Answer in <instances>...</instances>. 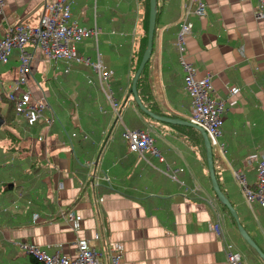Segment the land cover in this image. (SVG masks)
Instances as JSON below:
<instances>
[{"label":"crops","instance_id":"crops-1","mask_svg":"<svg viewBox=\"0 0 264 264\" xmlns=\"http://www.w3.org/2000/svg\"><path fill=\"white\" fill-rule=\"evenodd\" d=\"M0 1L1 35L16 23L36 26L43 6L54 0ZM148 6L149 0H70V21L98 28L96 50L113 71L108 83L120 121L91 66L48 60L29 45V72L18 86L16 50L0 64V84L7 90L0 94L28 91L50 117L49 124L39 119L27 126L15 114L8 129L23 138L21 152L7 150L10 141L0 131V264H32L18 242L73 256L80 238L89 240L102 264L112 254L120 255V264H226L222 239L212 229L217 221L244 264H264L236 234L211 189L202 138L185 135V125L151 119L131 97V54L147 31ZM254 6L255 0H205L204 15L197 17L188 0H155L146 75L156 115L187 120L190 99L175 47L187 7L191 29L182 59L195 78L210 75L212 95L224 102L221 148L211 147L217 184L264 254V208L246 204L234 176L254 187L256 160L264 153V18L253 17ZM75 48L95 62L93 39ZM123 126L147 131L163 161L130 152ZM252 153L256 158L248 160ZM58 211L62 217L55 216Z\"/></svg>","mask_w":264,"mask_h":264},{"label":"built area","instance_id":"built-area-1","mask_svg":"<svg viewBox=\"0 0 264 264\" xmlns=\"http://www.w3.org/2000/svg\"><path fill=\"white\" fill-rule=\"evenodd\" d=\"M191 4L193 5L191 13L197 17H202L205 10V0H188V5ZM184 9L178 23L175 47L183 71V89L190 99V110L187 121L203 129L210 147L220 149L221 144H219L218 138L221 135L224 102L222 99L212 95L213 89L210 75L205 74L200 78H195L193 66L182 59V54L185 50V37L191 29V22L187 20L189 11L187 7ZM252 14L255 19L264 18V0H255ZM97 34L98 28L94 24L91 27H83L70 21V0H54L43 6L36 26L16 23L8 26L0 35V64H5L11 51L16 50L18 66L13 82L15 85L20 86L26 81L33 57V51L28 50L27 46L32 45L33 47H37L48 60H72L83 65H88V58L77 54L75 46L82 40L91 38L95 41L96 60L90 63V66L97 77L99 88L105 100L109 103L115 118L120 121V106L114 100L108 83L113 75V71L106 68L100 61L99 53L96 50ZM65 71H67V68H65ZM87 81L90 82V80ZM6 98L14 103L15 114L21 115L27 126H32L39 119H42L45 124H49L50 117L42 115V111L45 108L44 102L32 100L28 91H22L18 94L11 91L7 93ZM71 136H74V134L72 133ZM121 137L126 141L127 149L130 152L136 153L140 159L146 160L144 154L148 153L158 161H163L159 150L154 145V138L147 131L128 129L123 126ZM255 158V153L247 157L248 160ZM168 176L171 179H175V176L171 173H168ZM234 176L246 204H257L264 208V153L256 160L255 184L253 188H248L245 185L242 175L234 173ZM59 186H61V183H59ZM62 214L61 211H58L55 213V216L62 217ZM69 216L70 214L66 215V217L70 218ZM36 218L37 215L32 214V221H35ZM212 229L222 239L221 245L226 264H244L241 254L234 248L233 244L222 237L218 221L212 225ZM93 238L95 240L97 235L94 234ZM17 246L21 251L33 256L38 264H102L98 259V253L89 243V240L84 238L75 241V254L73 256L60 252L47 254L38 246L30 243L18 242ZM120 260V255L112 254L109 256L108 264H120Z\"/></svg>","mask_w":264,"mask_h":264},{"label":"water","instance_id":"water-1","mask_svg":"<svg viewBox=\"0 0 264 264\" xmlns=\"http://www.w3.org/2000/svg\"><path fill=\"white\" fill-rule=\"evenodd\" d=\"M154 8H155V0H149L146 43H145L144 50L141 54L139 63L137 65V68L135 69V71L132 75L130 86H129V92L132 96V99H133L135 105L138 107V109L141 110L145 115H147L151 119L159 120V121H165V122L172 123V124L189 126V127L196 129L199 132V134L201 135L202 141H203L205 163H206V168H207V173H208V178L210 181L211 189H212L215 197L217 198V200L227 209V212L229 213L230 217L232 218L240 238L258 255V257L264 263V254L257 247V245L254 243V241L251 239V237L245 231V229L242 227V225L240 224V222L238 220V216L236 214L235 209L233 208L231 203L228 201V199L225 197V195L219 189V186L217 184V180H216V177L214 174V170H213L211 147H210V144L208 142V139H207L206 134L203 131V129L192 124V123H190L187 120L172 119V118L156 115V114L150 112L149 110H147L142 105V103L140 102V99L138 98V95L136 93L135 84H136L137 78H138L143 66L145 65L146 61L148 60V58L150 56L152 34H153V29H154V19H155V9Z\"/></svg>","mask_w":264,"mask_h":264},{"label":"trees","instance_id":"trees-1","mask_svg":"<svg viewBox=\"0 0 264 264\" xmlns=\"http://www.w3.org/2000/svg\"><path fill=\"white\" fill-rule=\"evenodd\" d=\"M145 43H146V28L144 29V32L141 38L139 39V41L135 43V46L133 47V50H132V54H131V60L133 61L132 75L135 69L137 68L141 54L145 47ZM146 65L147 64L145 63V65L143 66L137 78V81L135 84L136 93L138 95V98L140 99V102L145 108H147L149 111L155 114H159L158 112L154 110L155 105L151 99L150 84L148 82V78L146 75ZM0 99L4 103V107L2 109L0 108V123H1L0 131L3 133L5 139H8L10 141V147H7V150L21 152L23 147H20V146L18 147L17 145L19 141L23 140V138L13 135L8 129V126L10 125L11 121L15 117L14 103L12 101H9L2 93L0 94ZM182 128L186 132L185 135H188V136L192 135L194 137H198L199 139H201V135L194 128H190V127L187 128L185 126ZM203 155H204V152H203ZM221 207L224 211H226L231 222L234 223L229 213L227 212V209L222 204H221ZM29 256L31 255L29 254ZM31 262L32 264H38L37 260L33 256H31Z\"/></svg>","mask_w":264,"mask_h":264},{"label":"rangeland","instance_id":"rangeland-1","mask_svg":"<svg viewBox=\"0 0 264 264\" xmlns=\"http://www.w3.org/2000/svg\"><path fill=\"white\" fill-rule=\"evenodd\" d=\"M90 63H92V62H89V64L87 65V66H90ZM0 89H1V92L2 93H6L7 92V90L5 89V84H3V83H1L0 84ZM1 100V99H0ZM0 127H1V124H0ZM214 147H212V149H213ZM22 149V148H21ZM23 150H25L24 148L21 150V151H23ZM3 164V163H2ZM2 166H4V165H2ZM235 231H236V234L238 235V232H237V230H236V227H235ZM239 236V235H238ZM240 237V236H239ZM241 239V238H240ZM242 240V239H241ZM244 242V241H243ZM245 243V242H244Z\"/></svg>","mask_w":264,"mask_h":264}]
</instances>
